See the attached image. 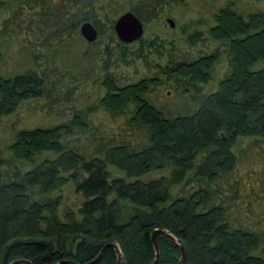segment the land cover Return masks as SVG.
Listing matches in <instances>:
<instances>
[{"label": "trees", "instance_id": "trees-1", "mask_svg": "<svg viewBox=\"0 0 264 264\" xmlns=\"http://www.w3.org/2000/svg\"><path fill=\"white\" fill-rule=\"evenodd\" d=\"M242 1L218 9L206 36L182 28L181 45H127L112 0H0V37L29 59L0 74V119L33 100L49 122H11L0 144V264H87L109 243L121 264H152L155 230L184 248L182 264H264V6ZM171 3L127 10L147 25ZM85 22L98 37L76 74L58 55ZM223 56L225 74L207 91ZM68 184L75 209L63 205ZM155 240L156 264H178L179 248ZM94 264H118L115 251Z\"/></svg>", "mask_w": 264, "mask_h": 264}, {"label": "rangeland", "instance_id": "rangeland-1", "mask_svg": "<svg viewBox=\"0 0 264 264\" xmlns=\"http://www.w3.org/2000/svg\"><path fill=\"white\" fill-rule=\"evenodd\" d=\"M7 3L11 4L13 0H5ZM110 1V0H106ZM129 1L134 0H112L111 11L122 8L118 16L122 13L128 11L127 5ZM229 0H172L171 5L173 9L166 11V13L155 22L147 24L144 26L143 38L153 39L155 37L162 39L167 43H174L176 45H181L184 36L181 35V29L186 28L188 33H191L193 29H199L204 33L207 25H212V15ZM264 6V2L257 4L251 0H243L239 7L245 10H252L258 7ZM5 12L0 10V22L5 17ZM117 16V17H118ZM169 21L173 23V27L170 26ZM209 49H213L217 46L216 43L211 41L205 42ZM86 41L79 34L68 42L64 48L59 52L61 61L64 62V67L73 73H79L81 70V58L80 55L85 49ZM206 49L198 46L195 51L204 52ZM29 65V59L24 53L23 49L20 47L17 41L10 40L8 38L0 37V74L1 76H8L6 73H20ZM126 74H132V70L127 71L122 69ZM226 71V60L224 56L221 57L220 61L215 66L214 80L209 84L207 91H213L215 89L216 81L225 74ZM45 111L41 109V102H35L29 100L24 102L14 114L0 119V144L4 141H9V123L15 122L18 119L19 127H29L34 128L37 126L49 125L47 120H43ZM41 116H43L41 118ZM41 122V123H39ZM246 140L239 141L240 146H244ZM63 205L68 206L71 209L77 208L81 202L79 195L74 193L72 184H68L63 193Z\"/></svg>", "mask_w": 264, "mask_h": 264}, {"label": "water", "instance_id": "water-1", "mask_svg": "<svg viewBox=\"0 0 264 264\" xmlns=\"http://www.w3.org/2000/svg\"><path fill=\"white\" fill-rule=\"evenodd\" d=\"M169 24L171 27H173V23L171 21H169ZM144 26H145V24L142 23L134 15V13H132L131 11H126V12L122 13L121 15H119L115 19L114 25H113V32H114L115 37L117 38V40L119 42L129 45V44L135 43V42H137L143 38ZM79 34L87 43L95 42L97 37H98L96 29L89 22H85L80 26ZM157 235H161V236L166 237L173 245H175L179 248L180 259H179L178 264H182L184 261V258H185L184 248L176 242V239L172 235H170L168 232L162 231V230H155L151 234V243L153 245L154 254H155V258H154V261L152 264H156L157 260H158V247H157L156 240H155ZM107 248H112L115 251L117 263L121 264L120 250H119L118 246L116 244H113V243L106 244L103 247V249L101 250V252L98 254V256L93 261H91L87 264L96 263L100 259L104 250ZM20 263L29 264L27 261H24V260H15V261H12L10 264H20ZM60 263L62 264L63 262H60ZM69 263L75 264L73 262H69Z\"/></svg>", "mask_w": 264, "mask_h": 264}, {"label": "flooded vegetation", "instance_id": "flooded-vegetation-1", "mask_svg": "<svg viewBox=\"0 0 264 264\" xmlns=\"http://www.w3.org/2000/svg\"><path fill=\"white\" fill-rule=\"evenodd\" d=\"M115 255H116V253H115Z\"/></svg>", "mask_w": 264, "mask_h": 264}]
</instances>
